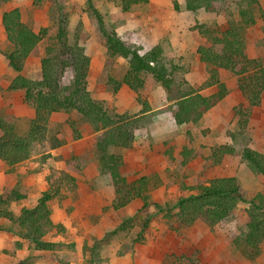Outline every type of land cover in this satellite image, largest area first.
Listing matches in <instances>:
<instances>
[{
	"label": "rangeland",
	"instance_id": "1",
	"mask_svg": "<svg viewBox=\"0 0 264 264\" xmlns=\"http://www.w3.org/2000/svg\"><path fill=\"white\" fill-rule=\"evenodd\" d=\"M86 1L42 0L34 4L32 0H0V114L16 118L20 135L27 132L34 117L24 90L8 88L18 72L7 65L3 55L9 44L1 15L17 7L24 22L35 31L45 30L21 74L40 79V59L48 46L61 48L57 33L62 29L66 43H77L89 58L86 86L90 96L110 115L126 113L137 118L130 146L113 151L126 159L129 181L148 178L149 201L143 207V200L135 198L126 208L113 209L115 192L109 174L100 165L93 126L76 111L53 113L49 134L60 138L62 144L50 151L39 149L40 153L11 166L0 159V194L17 191L27 197L9 203L17 218L21 208L33 207L45 189L54 191L47 204L53 223L60 229H50L45 239L62 246L54 251L35 249L19 235L16 220L1 218L0 264H264V239L257 248L242 241L249 221L248 203L237 202L231 213L214 225L202 218L183 223L176 207L178 198L196 193L189 187L220 176L235 177L248 198L264 192V175L255 173L239 155L244 146L264 154V90L260 104L249 107L239 89V76L201 61L197 52L200 45L209 42L195 25L206 23L223 30L231 20L237 21L236 6L217 14L186 10L185 0H177L178 10L173 0L141 1L127 10L122 0H92L105 29L117 33L128 45L141 53L160 45L164 63L179 69L178 79L183 77L207 94L211 83L213 90H218L213 78L216 74L226 87L224 101L198 122L177 124L175 106L151 74L144 75V86L138 91L125 85L114 88L110 80L122 79L128 58L113 56L107 50ZM259 3L264 10V0ZM255 13V24L246 29L245 51L264 65V16ZM72 75L67 68L63 82H70ZM240 105L248 111L245 126L237 113ZM145 106L149 110L144 111ZM220 144L232 145L237 153L215 157ZM123 222L125 230L110 233Z\"/></svg>",
	"mask_w": 264,
	"mask_h": 264
},
{
	"label": "trees",
	"instance_id": "2",
	"mask_svg": "<svg viewBox=\"0 0 264 264\" xmlns=\"http://www.w3.org/2000/svg\"><path fill=\"white\" fill-rule=\"evenodd\" d=\"M42 0H32L39 4ZM146 0H122L123 8L127 10L132 4ZM88 11L95 18L99 30L105 38L107 50L113 56L128 58V68L120 81L111 79L116 90L122 85L133 91L143 88L145 74H151L154 81L159 83L166 92L168 102L174 105L173 118L175 123H196L210 109H212L227 93L223 83H219L216 74L214 81L218 90L211 95H204L193 88L182 77L177 78V66L169 68L162 58V47L154 45L150 50L141 53L137 47L124 42L114 31H107L102 16L94 6L92 0H87ZM173 6L179 9L177 0ZM235 5L237 21L231 20L225 29L198 23L195 29L209 42L197 48L201 61L214 66L230 70L238 75L239 89L247 100L249 107L258 106L264 90V65L257 59L246 54V29L255 24L256 12L264 16L259 0H185V9L219 14L224 8ZM1 23L8 49L3 54L7 65L17 75L9 83V89L24 90L25 100L31 104L34 117L29 129L23 135L16 131V118L11 114H0V159L8 166L28 159L37 150L50 151L62 143L55 135H50V121L53 113H71L76 111L88 121L96 132L95 148L99 155L101 167L109 174L114 188L115 198L111 203L113 209H119L135 198L143 200V207L148 204L149 185L147 177H140L129 181L126 172L128 164L123 157L113 151L115 148L129 147L134 138V127L137 118L128 115H110L103 105L93 99L87 90V74L89 58L83 48L77 43L67 44L64 40L65 31L60 30L57 38L61 48L56 50L53 46L47 47V53L40 59L41 77L31 79L20 72L24 68L26 59L43 39L45 30L35 31L21 19L19 8L6 10L1 15ZM72 70L70 82H63L65 70ZM249 74V75H248ZM252 76V77H251ZM149 110V106H145ZM237 113L243 117L242 126H245L248 111L240 105ZM135 121V123H133ZM241 123V122H240ZM232 136H235L231 133ZM43 153V152H42ZM237 151L232 145H219L213 155L235 154ZM49 153L44 154L46 158ZM242 160L255 172L264 175V154L250 147L244 146L239 152ZM55 172L54 169L51 170ZM53 176V175H52ZM51 176V177H52ZM196 193L180 197L176 201L179 217L183 223L191 224L202 218L210 225L225 219L237 202L248 203L249 221L243 235V242L247 247L257 248L264 239V192H257L247 197L233 176H220L189 187ZM54 195L51 189L42 192L33 207H22L20 214L14 218L9 209V203L20 200L25 196L17 191L8 195L0 194V219L16 220L19 226V235L31 241L38 250H59L61 242L45 239L48 231L53 228L60 229L50 217L47 202ZM3 227L0 224V230ZM125 230L124 222L116 226L110 233ZM20 246V243L17 244ZM127 251V250H126Z\"/></svg>",
	"mask_w": 264,
	"mask_h": 264
},
{
	"label": "crops",
	"instance_id": "3",
	"mask_svg": "<svg viewBox=\"0 0 264 264\" xmlns=\"http://www.w3.org/2000/svg\"><path fill=\"white\" fill-rule=\"evenodd\" d=\"M199 59H200V58H199ZM217 80H218V79H217ZM11 81H12V80H11ZM9 83H10V81H9ZM215 83L217 84V82H215ZM217 85H218V84H217ZM209 86L211 87V89H210L211 92H210V93H207V94H204V95H211V94H213V93H215V92L217 91V90H215V91L213 90L212 83L209 84ZM209 86H208V87H209ZM199 92H200V91H199ZM200 93H201V92H200ZM226 95H227V93H226ZM226 95L224 96V98L226 97ZM224 98H223L222 100H220L215 106H217L219 103H221L222 101H224ZM245 101H246V99H245ZM215 106H214V107H215ZM214 107H213V108H214ZM213 108H212V109H213ZM210 110H211V109H210ZM210 110H209V111H210ZM209 111H208V112H209ZM208 112H207V113H208ZM57 114H61V113H57ZM205 114H206V113H205ZM51 117H52V115H51ZM220 145H223V144H220ZM125 148H127V147H125ZM55 149H58V148H55ZM226 155H227V154H226ZM122 157H123V159L126 161V159L124 158L123 155H122ZM224 157H225V155L222 156V159H223ZM126 163H127V162H126ZM127 172H128V171H127ZM126 176H127V175H126ZM48 185H49V184H48ZM45 190H46V189H45ZM45 190H44V191H45ZM39 197H40V195H38V196L36 197V199H38ZM20 200H21V201H25V200H27V197L25 196V198L20 199ZM134 200H136V199H133L131 202H133ZM37 201H38V200H37ZM37 201H36V203H37ZM131 202H129L127 205H125V206H123V207H121V208H126L127 206L130 205ZM142 205H143V204H142ZM121 208H119V209H121ZM64 218H65V217H64ZM63 221H64V219H63ZM25 240H26V239H25ZM128 251H129V250L125 251V253L128 252ZM9 263H10V262H9Z\"/></svg>",
	"mask_w": 264,
	"mask_h": 264
}]
</instances>
